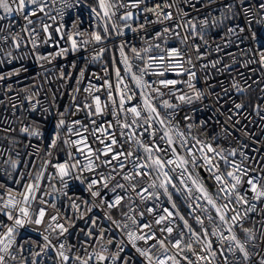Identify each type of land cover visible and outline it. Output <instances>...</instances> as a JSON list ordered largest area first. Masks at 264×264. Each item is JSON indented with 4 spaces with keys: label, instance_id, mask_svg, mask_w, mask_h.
Returning a JSON list of instances; mask_svg holds the SVG:
<instances>
[{
    "label": "snow or ice",
    "instance_id": "snow-or-ice-1",
    "mask_svg": "<svg viewBox=\"0 0 264 264\" xmlns=\"http://www.w3.org/2000/svg\"><path fill=\"white\" fill-rule=\"evenodd\" d=\"M62 2L67 9H74L79 4V0H76V4L71 0H62ZM198 4L199 8H197ZM212 5L216 6L217 15H213L210 10L203 18L192 16V9L199 12ZM48 7V0H0V10L4 13L0 15V22L10 18L15 20L19 16L28 25H35L36 21L32 18L42 19L39 17L41 13L55 20V16H49V13L45 11ZM121 9L124 11L118 19L125 22L123 28L132 32H136L137 29L133 28L128 21L138 20L142 13H151L155 19L150 20L145 16V23L139 25L140 29H144L147 24L162 26L151 37L152 40L159 41L158 43L153 44L145 39V47L130 48L135 58L143 62V67L133 71V65L124 52L125 43L122 42L119 51L122 57L121 63L124 65V74H121L120 67L114 68L115 86L102 75L100 77L102 83L99 87L92 80H88L87 86L81 88L80 85L86 79L83 68L79 69L77 77H74L72 72L64 71L63 68L55 75L49 73L45 64H51L57 58L65 57L70 51H81L91 41L102 43L107 39L110 29L117 36H123V29L112 22ZM90 14H94L99 21H105L102 26L103 34L101 31H92L87 33L85 39L83 32H75L71 35L67 32L61 34V28H56L54 31L59 36L58 39H54L49 24L41 23L38 27L23 28V31L31 37L33 59L44 73H49L40 76L42 80L47 81V88L43 84L39 88L34 86L31 94H26L21 104H16L12 101L19 98V92L16 97L8 96V93L12 91V85L0 84V87L5 88L4 95L7 96L11 109L14 110L13 115L24 108L30 114L39 113L41 117L39 121L34 118L27 120L18 118V127H12L11 121H8V127H0V131L17 133L16 136L5 137L10 144L19 145L26 141V147L32 149L31 152H25L26 161L21 159L19 151H16L13 157L5 156V152L0 150V157H5L2 164L7 166L0 167V175L6 178L4 182H0V190H3L0 191V201H2L0 215L12 222L8 225L0 221V228H6V231H0V264L16 261L17 254L24 251V245L19 244L16 238L19 230L24 229L26 225H46L45 232L48 234L43 235L44 244L41 246V251L45 254H47L46 250L54 251L59 264H90V262L104 264L105 261L108 264H182V261L186 264H197V261L212 264L218 253L221 256L224 255L223 242H227L228 252L233 255L237 252L240 254L236 264H264V216L259 221L260 229L245 227L246 222L253 220L251 213L259 211L264 214V208H258V205H264V175H260L264 173V154L260 155L259 159L256 156H249L243 150L248 148L247 144L225 149L219 146L213 147L210 143L196 139L195 143L189 146L188 137L193 125L187 124L188 132H184L179 129L174 120L180 104L191 105L212 95L196 87L195 82H198V79L194 69L197 65L194 63L190 50L194 48L197 60H202L205 54L201 52V44H189L190 38L193 41H201L203 46H208L207 37L213 29H217L212 39L215 41L219 38L223 41V46L217 44L215 47L216 52H221L233 43L229 37L239 38L240 34L247 31L250 35L246 38L260 44L259 59L249 60L242 66L259 63L261 67H264V42L259 40L254 29V25L264 28V0H203V2L202 0H159L156 3H151V0H96V7L91 8ZM59 15L63 17L64 11L60 10ZM11 26V22L8 25L0 24V33L5 32L6 29L9 30L8 35L0 36V40L7 42L10 39L11 47L19 49L22 39H18L19 33L13 34L10 31ZM178 29H184V31L181 32ZM61 40L70 41V47H60ZM169 40L178 41V44L169 46ZM49 44L55 46L54 51H39L42 45ZM156 50H159L158 54L152 55ZM103 51L104 49H101L91 57V60H99ZM0 54L9 58L7 59L9 64L13 59H21L13 57L11 51L5 53L2 47H0ZM228 55L233 56V63H236L234 54L228 53ZM41 61L44 63H39ZM4 63L5 60L0 59V66ZM218 63L220 61L212 62L211 67L216 68ZM208 66V64L203 65L204 68ZM71 67L76 68L75 62ZM225 70L230 71L231 66H225ZM21 71L27 72L28 69L21 65L20 68L6 73L0 72V82H7L13 76H19ZM52 72L55 70L53 69ZM170 73H174L177 77H186V79H169ZM146 76H156L158 79L150 81L145 79ZM126 79L131 82L132 87L126 83ZM53 80L60 81L59 87L53 85ZM69 83L73 84L71 93L64 91ZM178 84H183L190 91L177 88ZM208 87L211 88L212 85ZM232 87L237 92L244 91L238 81H234ZM113 88L117 94L115 96ZM102 90L107 93V100H102L101 96L97 95ZM24 91L27 92V89ZM40 91L45 92L44 99L47 101V107L41 103ZM222 91L227 96L228 89H222ZM82 92L87 95L82 101H78L77 96ZM177 92L180 94L176 95ZM152 93H155V96ZM65 95L71 96V104L61 108L59 100ZM215 95L219 104L222 96L219 93ZM165 96L175 97L179 104L164 99ZM133 100L137 102L132 104ZM24 102H27L26 107ZM3 104L5 101L0 99V105ZM110 107L113 109V121H105L107 127L97 124L95 117H104ZM222 107L221 105L217 108L216 113L225 114L221 112ZM244 108L243 103L233 102L232 107L226 110L228 119L225 125L231 122L233 131H243L245 136L254 140L255 134L248 131L247 125H240V120L236 118L243 115ZM162 110L170 111L162 115ZM81 111H84L86 119L92 118L88 119V124L80 119H68L69 116H75ZM253 111L260 116L261 120H264V105H254ZM49 117H52V130L45 136L42 123ZM184 119L190 121L192 117L185 116ZM114 124L120 129L127 130L120 132V136L124 137L123 143H120L115 133L109 131ZM200 124L205 125L207 121H200ZM89 125L95 126L91 128L90 135L93 140L103 145L102 148L94 149L89 143V136L85 135L89 132ZM238 125H240L239 128H237ZM223 131L226 135H231L228 127H223ZM145 137L147 140L144 139ZM45 139L47 144L43 148L40 144H32V140L44 141ZM118 144L121 150L114 147ZM125 144L129 145L127 149H124ZM62 145L65 146L63 149H61ZM68 148L74 149V151H67L68 160L56 164H53L51 159H44L39 165L34 162L35 157L41 153L51 157L53 150ZM141 149L143 155H139ZM197 150L199 155H196ZM251 151L261 153L259 148H252ZM78 155H82L86 163H82ZM237 157L240 159L237 160ZM124 161L131 164L128 172L124 171L128 166ZM253 161L255 167L252 166ZM21 166L39 170L35 172V175H32L31 171L27 174L31 177V182L24 185V191L19 193L21 199H17L13 189L8 187L7 180L11 178L13 183L18 184L20 180L25 179V176L17 171ZM49 166L57 170L56 176L62 183L63 189L69 188V180L78 181L83 186V193L86 194V196L69 195L67 191L61 189L62 195L69 202L68 209L63 213L61 212L63 205L57 207L55 203L46 200L40 201L46 207L36 210L31 208V202L37 199L35 192L40 190L41 181ZM104 167L109 168L110 171L108 173L100 171ZM196 169L206 171L209 177H201L200 173L195 171ZM178 171L179 176H177ZM13 172L17 173L18 178L12 177ZM83 173L89 175L84 176ZM209 178L215 182L217 189L215 192H210L205 184ZM121 180L128 183H121ZM174 180H177V183H174ZM119 190L135 193L142 202L148 199L159 201L163 195L171 202V209L163 208L164 215H156L153 220L143 223L138 222L136 216L123 212L125 222L121 223L113 219L111 214V210L122 208L124 201L128 199L126 195H121ZM177 193L193 201L188 205L187 217L180 213L173 200V196ZM200 201L204 203L201 204ZM155 207L154 205L153 208H147L145 211L151 215ZM209 209L214 210L215 215H212ZM197 210L207 214L205 218L214 227L210 229L206 226L205 218L195 214ZM100 212H103V216L99 214ZM139 216L143 218L145 212H140ZM189 218L200 227L196 228L189 223ZM77 220L84 222L85 227L80 228L79 232L83 233L85 242L95 241L100 245V251H95L93 246V252L88 253L86 258L72 254L75 245L66 247L65 243L60 241V237L67 240L68 236L73 235L70 230L76 228ZM104 220L110 222L108 227L102 226ZM177 220L182 224H177ZM127 221H131L135 227H130ZM253 223L255 224L256 221L253 220ZM111 225L121 230L123 238L111 235L113 232ZM156 225L161 227L157 229ZM237 229L243 233V240L238 236ZM31 230L37 231L35 228ZM158 232L161 235H158ZM225 232L228 233L227 236ZM106 233L109 234L107 239ZM164 233L167 235H162ZM53 234H55V242ZM211 237L221 242L219 247H214ZM257 240L261 243L258 244ZM25 243L31 244L33 241L28 238ZM113 244L116 251L105 255L109 253L107 245ZM185 251L191 252L196 260L184 255ZM34 255L39 257L41 252H36ZM224 259L225 264H228L227 257ZM22 264H37V261L25 258Z\"/></svg>",
    "mask_w": 264,
    "mask_h": 264
},
{
    "label": "built area",
    "instance_id": "built-area-1",
    "mask_svg": "<svg viewBox=\"0 0 264 264\" xmlns=\"http://www.w3.org/2000/svg\"><path fill=\"white\" fill-rule=\"evenodd\" d=\"M71 2L76 4V0H71ZM156 2H159V0H151V3ZM48 3L49 7L45 11L49 13V16H55V20L49 19L48 16H44V14L41 13L39 14V17H42V19L38 17L32 18L36 21L35 25H28L27 22L19 18V16H17L15 20H11L10 18L0 22V24L3 25H8L11 22L12 26L10 31L13 34L19 33L18 39H22L21 47L19 49L11 47L10 39L7 42L0 40V47L4 49L5 53L11 51L13 57L21 58L13 59L12 63L9 64L7 63V59L9 58L0 54V59L5 60V63L0 66V72L6 73L10 70L20 68L21 65H24L28 69L27 72L21 71L19 76H13L7 82H0V84L9 83L12 85V91L8 93V96L16 97L17 92H19V98L12 101L16 104H21V102L23 101V97L26 94H31L34 86L35 88H39V86L43 84L45 88H47V81L42 80L40 78L41 75H48L49 73L55 75L61 70V68H63L64 71L72 72L74 77L78 76L79 69H85L86 79L80 85L81 88L87 86L88 80H92V82L99 87L102 83V81L100 80V77L102 75L105 77V79L110 80L113 86H115L114 68L120 67L121 74H124V65L121 63L122 57L120 56L119 51L120 44L122 42L125 43V55L128 57L129 62L133 65V71H136L138 67H143L144 64L142 61L135 58L130 48L133 46L137 49L145 47V39H148L153 44L159 42L156 40H152L151 37L157 30L162 27L161 25L147 24L144 29L139 28L140 24L145 23V16L150 20H154L155 17L153 14L142 13L138 20L128 21V23H130L133 28L137 29L136 32H132L126 28H123L125 22L118 19L119 15L122 14L124 11L123 9H121L120 12L117 13V17L113 18L112 22L116 23L120 28L123 29V36H117L115 32L110 29L107 39H105L102 43H96L95 41H91L81 51L68 52L65 57L57 58L51 64H45V68L49 70V73H44L43 70L40 69L39 64L33 59L32 49L30 45L31 37L27 32L23 31V28L38 27L41 23H46L51 25L50 32H52L54 39H58L59 36V34L54 31L56 28H61V34L67 32L71 35L75 32H83L85 33L84 38L86 39L87 33H90L92 31H101L102 33V26L105 23V21L97 20L94 14H90L92 7L83 2V0H79V4L74 9L65 8L62 0H48ZM141 7H143V5ZM199 7L200 5L198 4L197 8ZM215 8L216 6L212 5L210 6V8H203L199 12H197L195 9H192L191 13L193 17L203 18L206 14H208L210 10L212 11L213 15H217ZM60 10H63L65 13L63 17L59 15ZM0 15H4L2 10H0ZM254 29L258 34L259 40L261 42H264V28H261V26L259 25H254ZM178 31L183 32L184 29H178ZM217 31V29H213L211 34L207 37V39L209 40L208 46H203L202 42L199 40L193 41L192 38L189 39V44H201V52L205 54L202 60H197L194 48L190 50L193 56L194 63L197 65V67L194 69L197 72L198 79V82H195L196 87L197 89H201L206 93H212V95L203 98L201 101L194 102L191 105L180 104L179 108L176 110V113L174 115V120L178 124L179 129L184 132H188V129L186 127L187 124L190 123L193 125L191 128L190 135L188 137L189 146L194 144L196 139H199L205 143H210L213 145V147L219 146L225 149L237 147L241 144H247L248 148H245L243 150L247 152L249 156H256V158L259 159L260 155L264 154V132H262V129H264V120H261L260 116L256 115V113L253 111V106L256 104L264 105V91H262V89H264V67H261L259 63H251L248 64L247 67H243L242 65L249 60L259 59L260 44L254 42L250 38H246L250 35L249 32L246 31L245 33L240 34L239 38H237L236 36L229 37V39L232 40L233 43L230 46L224 48L223 51L216 52L215 47L217 44H221L223 46V41H221L219 38H217L215 41H213L212 39V37L216 35ZM8 32L9 30L6 29L5 32L0 33V36L8 35ZM241 40L243 42H241ZM174 44H178V41L169 40V46H172ZM59 46L69 48L70 41L65 42L64 40H61ZM180 46L184 47L183 45ZM54 49L55 46L49 44L47 46L42 45L39 48V51L52 52L54 51ZM101 49H104V51L102 52L100 59L92 61L91 57L96 55L97 52H100ZM158 51L159 50H156L152 53V55H157ZM228 53L234 54L236 63H233V56L228 55ZM215 61H220V63L217 64L216 68H213L211 67V63ZM73 62H75L76 64L75 69L71 67ZM39 63L44 62L41 61ZM204 64H208L209 66L207 68H204ZM225 66H231V70L226 71ZM53 69L55 70V72H52ZM241 73L243 75H241ZM168 78L178 80L186 79V77H177L174 73H170L168 75ZM145 79L155 81L158 79V77L146 76ZM234 81H238L240 87L244 89L242 93L237 92L236 89L232 87ZM245 81H247V83H245ZM126 83L129 84V87H132V84L129 80L126 79ZM53 85L59 87L60 81L53 80ZM208 85H212V87L209 88ZM248 85H251V87H248ZM72 87L73 84L69 83V86L64 91L71 93ZM177 88H180L183 91H190L183 84H178ZM25 89H27V92L24 91ZM222 89H228L227 96L224 95ZM4 91L5 88L0 87V99H3L5 101V104L0 105V121H3V123H0V127H8V121L12 122V127H18L19 120H27L34 118L39 121L41 119L39 113L30 114L25 111L24 108H21L18 112H16L15 115H13L14 110L11 109L8 98L4 95ZM217 93L222 96V99L219 104L216 101L215 94ZM179 94V92L176 93V95ZM86 95L87 94L83 92L78 94L77 100L82 101ZM97 95H100L102 100H107V93L105 91L102 90L100 93H97ZM113 95H117L115 93V88H113ZM152 95L155 96V93H152ZM44 96L45 92L40 91L39 98L41 100V103L45 107H47V101L44 99ZM137 99H139V97H137ZM164 99H169L170 102L179 104L175 97L165 96ZM136 102L137 100H133L131 103L135 104ZM233 102L243 103L245 105V108L242 110L243 115H240L236 118L240 120V125H247L248 131L250 133L255 134L254 140L249 139L248 136H245L243 131H233L231 122L225 125V121H227L228 119V114L226 110L232 107ZM24 104L26 107L27 102H24ZM70 104V95H65L62 99L59 100V105L61 108L68 107ZM221 105L223 106L221 108V112L225 113L223 115L216 113L215 111L217 108H220ZM72 111H75V109H72ZM112 111L113 109L110 107L104 117H95V119L97 120V124L103 127H107L105 121H113ZM166 111L170 110H162V115ZM185 116H190L192 117V119L190 121H186L184 119ZM210 117L211 119H209ZM128 118L129 120L131 119L130 115ZM68 119H80L85 124H88V119L92 118L86 119L84 111H81L79 113H76L75 116H69ZM121 119H123V114H121ZM200 121H207V124L201 125ZM240 125H238L237 128H239ZM92 127L95 126L89 125V132L85 133V135L89 136V143L94 149L102 148L103 145H101L98 141L93 140L90 135ZM223 127H228L229 131L231 132V135H226L223 131ZM42 130L44 131L45 136H47L51 132L52 117H49L47 121H44L42 123ZM109 131L115 133L120 143H123L124 137L120 136V132L127 130L120 129L114 124L113 127L109 129ZM16 135L17 133H7L4 131H0V150H3L5 152V156L12 155L13 157L15 155V152L19 151L21 159L26 161L27 157H25V152L32 151L31 148L26 147L27 142L25 141L20 143L19 145H13L9 143L8 139H5V137H11ZM97 135L100 134L97 133ZM73 139H75V137H73ZM144 139L147 140V137H145ZM32 144H40L41 148H43L44 146H46L47 140H32ZM164 146L166 147V145ZM64 147L65 146L62 145L61 149H63ZM114 147H116L118 150H121L119 148V144ZM128 147L129 145H124V149H127ZM198 147L199 146H197V148ZM252 148L261 149V153H253L251 151ZM67 151H74V149L68 148L67 150H53L51 157H47L43 153H41L39 156L35 157L34 162L37 165L42 164L44 159H51L53 164L63 162L65 160H68ZM181 151H183V149H181ZM139 155H143L142 149L140 150ZM196 155H199L198 150L196 151ZM4 158L5 157H0V167H7L6 165L2 164ZM78 159L82 163H86L82 155H78ZM236 159L239 160L240 158L237 157ZM124 163L128 165L124 169V171L128 172L131 169V164L128 161H124ZM252 166H256L254 161ZM221 167L223 168V164H221ZM38 170L39 169H30L28 167L21 166L17 171L22 173L25 176V179L20 180V183L18 184L13 183L11 178H8V187H11L13 189V194L16 195L17 199H21L19 193L24 191V185L28 182H31V177H29L27 174L31 171L32 175H35V172ZM9 171H11V169H9ZM56 171L57 170L54 167L49 166L46 172L44 173V179L41 181L40 190L35 192L37 199L31 202V208L33 210H36L40 207H46L44 204L40 203L41 200H46L50 203H55L57 207H61V205H63V207H61L62 213L68 209L69 202L67 198L62 195L61 189H63V185L60 182L59 178L56 176ZM100 171L108 173L110 169L104 167L100 169ZM195 171L199 172L201 177H209V173H207L206 171H201L200 169H196ZM83 175L88 176L89 174L83 173ZM260 175H264V173H260ZM177 176H179V171L177 172ZM12 177L18 178L17 173L13 172ZM5 179L6 178L3 175H0V182H4ZM120 182L125 184L128 183L122 180ZM173 182L177 183V180H174ZM205 184L209 188L210 192H215L217 190L215 182L212 181L210 178L205 181ZM82 189L83 186L80 185L78 181L69 180V188L63 189V191H67L69 195L86 196V194L83 193ZM119 191L121 195H126L128 199L124 201V206L122 208L111 210V214L113 216V219L120 221L121 223L125 222V218L122 215L123 212H128L129 215L136 216L138 222L143 223L153 220L156 215H164L165 213L162 211L163 208L167 207L171 209V202H169L167 198L163 195H161L159 201H156L154 199H148L147 201L142 202L140 201L139 197L135 195V193H125L123 190ZM149 191H151V189ZM173 200L177 204V208L179 209L180 213L187 217V213L189 211L188 205L190 203H193V201L186 199L181 193H177L176 195H174ZM218 202L222 203L223 201ZM0 203H2V201H0ZM199 203L203 204L204 201H200ZM154 205L156 207L153 209V213L149 215L145 210L147 208H153ZM258 208H264V205H258ZM130 209H134V211H130ZM140 212H145V216L143 218L139 216ZM209 212L212 215H215L214 210L209 209ZM99 214L103 216V212H100ZM195 214L201 215L202 218H205V216L207 215L202 213L201 210H197ZM250 215L253 217V220L256 221V223L254 224L253 220H249L245 223V227H254L255 229H260L259 221L262 219V216H264V214H261L259 211H257L256 213H251ZM0 221H3L5 224L8 225L12 223L11 221H8L7 218L3 215H0ZM127 222L129 223L130 227H135L131 224V221ZM176 223L182 224V222H180L179 220H177ZM189 223L193 224L196 228L200 227L198 225H195L194 220L191 218H189ZM109 225V221H102V226L108 227ZM205 225L208 226L210 229L214 227L213 225L209 224L206 218ZM45 227L46 225H26L24 229L19 230V235L16 239L19 244L24 245V251L20 254H17V260L14 262L10 261V264H22L25 258H28V260L34 259L37 261V264H59L58 257H56L54 251L46 250L47 254L41 251V246L44 244L43 235L48 234L47 232H45ZM82 227H85L84 222L77 220L76 228L70 230L73 232V235L68 236L67 240H65L64 237H60V241L64 242L66 247L69 245H75V248H73L72 250V254L80 255L86 258L88 253L93 252L94 247L95 251H100V245L97 244L95 241H88L86 243V238L84 237L83 233L79 232V229ZM111 227L113 229L111 235H116L118 238H123V233L120 229H116L114 225H111ZM155 227L159 229L161 225H156ZM33 228L37 229V231H32L31 229ZM0 231H6V228H0ZM236 231L238 236L243 240V233L240 232L239 229H237ZM157 234L161 235L159 232ZM108 235L109 234L106 233V239ZM162 235L166 236L167 234L164 233ZM173 235L175 236V233ZM225 235L227 236L228 233L225 232ZM54 236L55 234H53V239ZM257 236H259V232H257ZM28 238H31L33 243H25ZM211 239L214 242V247L220 246L221 242L218 241L215 237H211ZM256 242L258 244L261 243V241L259 240H257ZM107 247L109 248V253H105V255H109L111 252L116 251L115 244L107 245ZM227 247V242H223L224 255L221 256L218 253L217 257L212 261V264H225L224 257H227L228 264H236L237 257L240 254L237 252L235 255H233L232 253L227 251ZM29 249L31 251H29ZM13 250L15 251V246ZM196 250L199 251V249ZM36 252H41V255L39 257L35 256L34 254ZM184 255L189 256L194 261L196 260V257L193 256L191 252L185 251ZM209 259H211V257H209ZM90 264H92V262H90ZM104 264H108V262L105 261ZM182 264H186V262L182 261ZM197 264H205V262L197 261Z\"/></svg>",
    "mask_w": 264,
    "mask_h": 264
},
{
    "label": "trees",
    "instance_id": "trees-1",
    "mask_svg": "<svg viewBox=\"0 0 264 264\" xmlns=\"http://www.w3.org/2000/svg\"><path fill=\"white\" fill-rule=\"evenodd\" d=\"M83 2H85L86 4H88L89 6L96 7V0H83Z\"/></svg>",
    "mask_w": 264,
    "mask_h": 264
}]
</instances>
